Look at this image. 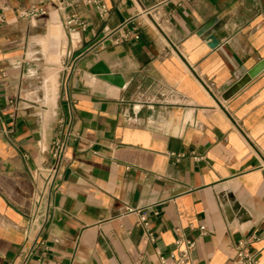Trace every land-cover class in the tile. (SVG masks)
<instances>
[{"label": "crops", "instance_id": "crops-1", "mask_svg": "<svg viewBox=\"0 0 264 264\" xmlns=\"http://www.w3.org/2000/svg\"><path fill=\"white\" fill-rule=\"evenodd\" d=\"M105 4L76 7L71 44L61 0H0V264H160L180 236L185 264H238L239 241L264 264V68L247 77L264 0ZM30 5L47 13L20 17ZM123 22L139 37L116 43ZM57 139L62 177L36 210Z\"/></svg>", "mask_w": 264, "mask_h": 264}, {"label": "built area", "instance_id": "built-area-1", "mask_svg": "<svg viewBox=\"0 0 264 264\" xmlns=\"http://www.w3.org/2000/svg\"><path fill=\"white\" fill-rule=\"evenodd\" d=\"M78 5H85L95 8L100 15H104L107 11L105 0H61V7L68 9L71 12L66 17V25L68 27V35L71 44L79 41V34L84 30L86 24L80 19L75 11ZM47 10L42 6L30 5L19 10L20 17L35 18L37 16L45 15ZM127 22H123L114 29L117 35L114 37L116 43H120L131 38L139 37V30L136 25L127 27ZM207 89H211L212 83L206 82ZM65 143L61 140H55L51 144L49 154L52 158V163L47 167L36 168L32 174L31 179L33 182V203L36 210H39L42 202L47 199L52 187L61 179L64 166ZM139 223L144 228L145 234L151 238L149 233L148 222L143 214L139 216ZM202 234L205 233L206 228L204 225L199 226ZM174 247L166 254L158 256L160 264H185L190 257L191 251L194 247V241L184 236L177 237L174 240ZM245 241H239L235 245L236 262L238 264H256L257 261L252 253L245 247Z\"/></svg>", "mask_w": 264, "mask_h": 264}, {"label": "water", "instance_id": "water-1", "mask_svg": "<svg viewBox=\"0 0 264 264\" xmlns=\"http://www.w3.org/2000/svg\"><path fill=\"white\" fill-rule=\"evenodd\" d=\"M104 36V33H100L94 40V43L97 42L98 40H100L102 37ZM209 43L208 45L210 47H214L217 45V39L213 36L210 35L208 37ZM86 49V48H85ZM85 49H82L80 52L77 53V55L81 54ZM264 68V58L261 59L258 63H256L247 73V77H253L255 76L257 73H259L262 69ZM119 85H122V81L120 80L118 82ZM228 197L232 200L231 195L228 194ZM239 208L238 204L235 203L234 201H232V209L233 210H237Z\"/></svg>", "mask_w": 264, "mask_h": 264}]
</instances>
